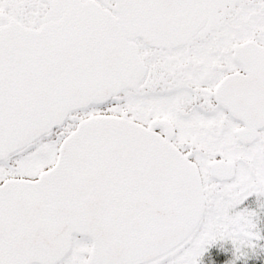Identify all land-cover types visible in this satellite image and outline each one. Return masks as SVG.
Masks as SVG:
<instances>
[{"label":"snow or ice","instance_id":"6c2138e0","mask_svg":"<svg viewBox=\"0 0 264 264\" xmlns=\"http://www.w3.org/2000/svg\"><path fill=\"white\" fill-rule=\"evenodd\" d=\"M0 264H264V0H0Z\"/></svg>","mask_w":264,"mask_h":264}]
</instances>
